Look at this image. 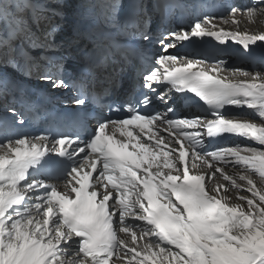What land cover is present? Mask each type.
<instances>
[{
	"label": "snow or ice",
	"instance_id": "1",
	"mask_svg": "<svg viewBox=\"0 0 264 264\" xmlns=\"http://www.w3.org/2000/svg\"><path fill=\"white\" fill-rule=\"evenodd\" d=\"M258 5L264 0H253L244 9L233 6L229 12L233 17L239 12L252 16ZM29 7L33 23H38L36 6L28 0L18 5L0 0L6 32L0 42L7 56L25 55L14 47L17 39L32 40L30 25L21 14ZM109 7L106 22L119 30L129 27L116 15V5ZM131 26L135 28L136 22ZM216 28L212 18L204 16L190 29L155 40L141 31V40L154 42L160 51L142 73L135 104L107 105V113L92 116L95 128L88 133L84 126L90 115L88 94L81 89L74 97L77 111L69 118L87 138L78 132L55 139L48 134L16 135L15 125L25 123L24 115L14 107L7 109L14 119L0 118V264H109V258L112 264H125V257H131L127 264H264V187L258 188L253 179L258 175L264 184V74L236 69L244 80L218 77L216 73L226 70L223 64L198 67L201 61L181 60L177 66L178 57L169 51L177 41L206 35L225 43L232 39L245 51L264 42V34ZM39 78L53 89L69 86L47 69ZM182 99L203 102L213 118L178 115ZM154 102L163 108L141 111ZM226 106H246L261 119L257 123L226 118ZM161 130L168 133L167 139L159 135ZM222 134L244 137L260 147L204 151L205 138ZM162 145L172 147L165 150ZM189 152L202 165L210 160L240 165L248 174L239 180L246 182L251 195L229 203L227 195L220 194L223 184H206L204 175L192 173L186 164ZM212 168V176L218 172L233 187H244L215 163ZM138 240L143 243L138 245Z\"/></svg>",
	"mask_w": 264,
	"mask_h": 264
},
{
	"label": "bare ground",
	"instance_id": "2",
	"mask_svg": "<svg viewBox=\"0 0 264 264\" xmlns=\"http://www.w3.org/2000/svg\"><path fill=\"white\" fill-rule=\"evenodd\" d=\"M100 1L102 4V8L104 9V15L106 16L109 12L111 15L112 10L109 7V5H111L113 3L116 5V1L115 0H100ZM124 1L125 0H119L120 3H123ZM223 1H224L226 8H227L228 5L230 4V0H223ZM11 2L13 4L18 5L19 3L23 2V0H11ZM28 2L30 4H34L36 6L35 7V16L39 18V21H38V23H33V19H32L33 18V9L32 8L29 7V8H25V9L21 10V14H22L23 18L30 25L31 32L33 33V37H32L31 41H28V40L23 39V38L17 39L14 42V47L21 44L22 47L19 49H30L32 47V51H36V50H38L36 44L45 45L41 51H38L36 53L31 54L30 63L32 64V67H34L36 71L31 73L32 78H28L25 75L18 72L19 65L17 63H14L12 66L13 68H10V67L4 66V65H0V73H2L4 75H8V76H14L19 81L26 83L27 85L33 86L36 89H38V88L41 89L46 82H44L39 77H37L41 72L38 69V67L39 66L43 67V68L47 69L48 71H50L52 75H54V70H55L54 63L56 61L52 59L51 55L57 54V53L55 52L56 49L53 51L51 50V46L53 47L54 45H57V43L59 41H61L62 38H64L66 36V34H65L66 32H65V28L62 29V26H61L58 28V31L55 32L53 35H51V36L47 35L48 33H50L49 32L50 27L48 26V24H49L50 20L53 19L52 14H50L49 10H48L49 3L46 2L45 0H28ZM252 3H253V0H250V4H252ZM59 6L53 5L55 10L61 9L63 12L64 11L73 12L72 8L70 7V5H68V3L65 6V8H63L61 6L59 7ZM261 8H264V5H258L256 8L255 14L252 16H249L246 12H239L233 17L229 13L225 17V19H228V20L234 19L236 21L235 24H232V23L225 24L219 18H212L211 17L212 23L217 26V28L215 29L217 31H219L220 29H223L226 32H234L237 30L240 32H247V34H249V35L264 34V12L261 11ZM143 12H145V9H143ZM144 16H146L145 13H144ZM193 21H194L193 16H190V21H189L190 27L192 26ZM70 24L71 23H68L67 25L69 26ZM209 27H211V25H209ZM5 35H6V32L4 30L3 20L0 19V39H2ZM51 39L53 40V42H51ZM233 43L238 44L237 42H234L232 39H229L227 41L226 45H232ZM250 47L253 49H259V51L264 53V42H257L254 45H250ZM229 48L232 49L233 46H231ZM6 49L7 48L5 47V45L2 42H0V60H1V56H2V51L6 50ZM233 59L234 58L226 57L224 60L217 61V62L223 64L224 68L226 69L223 72L216 73V75H218V77L226 76V77H231L233 80H237V79L238 80H244L245 78L242 75H240L239 72L234 71L236 69L247 70V71L253 72V73L259 71L261 74H264V67H257L256 70H253L252 68H250L248 65H245V64L244 65L240 64V63H237V65L233 64L234 63ZM18 60H20V58H18ZM181 60L189 61V59H178L177 62H180ZM28 61H29V58H28ZM190 61L196 62L194 60H190ZM1 62H3V61H1ZM217 62H214V63H206V62L203 63V62H201L198 65V67H207V66L213 65ZM179 65H180V63H179ZM257 82L259 83L260 81H257ZM46 84L48 87L47 92L50 96H56V95H58V93L60 91H65L68 89V88H66V89L61 88V89L57 90V89H53L50 84H48V83H46ZM65 98L68 101H71L73 99V96L71 94H67L65 96ZM73 106H74V104H73ZM245 107L238 109V115H235L234 117H226V118H236V119H240V120H249V121L258 123L261 119L259 117V115L257 113H255L254 111H252V109H248ZM153 130H155V128ZM159 135L164 136L166 139L168 137V136L164 135L162 131H160ZM232 137L233 138L230 141L229 146H227V148L228 147H234L236 145H250L253 147H260L258 144H255L253 141L246 139L244 137H241L238 135H233V134H232ZM169 147H172V145H169ZM176 147L179 148L178 145ZM165 150H167V149H165ZM185 150H188V144L187 143H185ZM211 150H213V149H210L209 151H211ZM213 163H215L217 167H220L226 175H229V176L233 177L234 179H236L237 184H242V185H244V187L242 189H237V188L233 187L231 185V181H225L223 179V177L218 172L216 173L215 176H212V171L214 170L212 168ZM186 164L190 169H192L193 174L204 175L206 177V184H211L213 186L218 185V184H223L224 188L220 190V194L221 195H227L229 203L239 202L237 200V197H239V196H250L251 195L246 190V188H247L246 182L239 180L240 175L248 174L244 171V169L240 165L233 166L231 163H229L225 166L222 162H212L211 160H210L208 165H202L198 158L197 159L192 158L191 152H189V158H188V161ZM193 165H198V167L194 168ZM253 179L256 182L258 188L264 187V184H262L260 182L258 175H253ZM128 219H129V223L133 222V218H128ZM135 223H140V222L135 221ZM120 235L124 236L123 233H121ZM137 235L139 236L138 231H137ZM126 239H127L128 243L131 244L130 235H128L126 237ZM141 243H143V241H140V240L137 241L138 245ZM130 258L131 257H125L124 258L125 264H127V261ZM133 264H135V262H133Z\"/></svg>",
	"mask_w": 264,
	"mask_h": 264
},
{
	"label": "rangeland",
	"instance_id": "3",
	"mask_svg": "<svg viewBox=\"0 0 264 264\" xmlns=\"http://www.w3.org/2000/svg\"><path fill=\"white\" fill-rule=\"evenodd\" d=\"M45 1H47V0H45ZM42 3V2H41Z\"/></svg>",
	"mask_w": 264,
	"mask_h": 264
}]
</instances>
